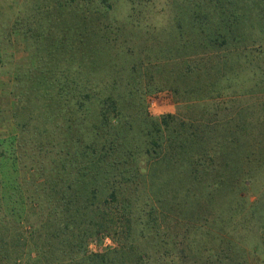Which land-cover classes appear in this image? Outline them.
Here are the masks:
<instances>
[{
  "label": "trees",
  "instance_id": "1",
  "mask_svg": "<svg viewBox=\"0 0 264 264\" xmlns=\"http://www.w3.org/2000/svg\"><path fill=\"white\" fill-rule=\"evenodd\" d=\"M93 1L94 10L87 6L91 0L56 4L58 59L43 61L39 69L43 75L34 86L28 85V98L21 96L18 103L15 117L24 147V175L8 195L0 179V206L17 203L24 193L23 199L33 204L38 219L30 232L27 255L19 243L24 240L27 245V241L14 233L13 222L0 213V264H138L136 259L144 257L141 250L126 242L132 232L131 219L148 234L143 239L154 246L144 264L159 263L158 220L154 232L141 228L143 217L148 214L156 222L159 209L162 216L164 209L174 210V193L183 186L211 188L223 181L224 167H231L234 138L220 136L218 128L205 127L203 118L153 117L138 86L101 78L110 68L101 58L109 41L106 8L110 3ZM187 1L192 19L196 18L190 20L193 35L220 39V46L240 41L245 36L241 27L247 21L264 20V8L257 12V5L247 0ZM177 120L175 129L171 124ZM140 191L154 204L147 210L142 206L141 217L132 216L137 207L126 201H138ZM185 205L186 201L179 204L181 209ZM117 213L121 220L114 219ZM109 231L125 233L121 246L88 253L87 240Z\"/></svg>",
  "mask_w": 264,
  "mask_h": 264
},
{
  "label": "rangeland",
  "instance_id": "2",
  "mask_svg": "<svg viewBox=\"0 0 264 264\" xmlns=\"http://www.w3.org/2000/svg\"><path fill=\"white\" fill-rule=\"evenodd\" d=\"M247 1L257 5V12L264 8L263 0L257 4ZM58 2L0 0V179L6 195L24 175V147L15 117L18 103L21 96L28 98V85L34 86L43 75L39 71L43 61L53 56L57 61L59 56L60 25L54 23ZM109 3L108 13L103 11L109 41L101 58L110 68L105 69L109 76L101 78L138 86L153 117L203 118L205 127L218 128L220 136L236 142L231 167L222 170L220 184L205 190L198 184L183 186L174 193V210L164 209V216L161 209L159 216L154 211L156 222L148 214L143 217L141 228L157 232L158 220L161 231L155 239L161 261L155 264H264V20L247 21L241 27L244 40L220 46V39L202 40L193 35L187 0ZM88 5L95 9L93 0ZM211 29L216 30L215 26ZM171 125L176 129L178 120ZM23 197L0 206V213L13 222L14 233L27 241V245L24 240L19 243L28 255L30 232L38 217L33 204ZM185 201L181 209L179 204ZM126 202L137 207L132 216L139 217L142 206L147 210L154 204L141 191L138 201ZM113 217L121 220L118 213ZM131 224L133 232L137 226L132 219ZM132 232L128 234L131 241L126 242L141 250L143 261L136 260L144 264L154 246L143 239L148 234L141 229ZM124 238L125 233L113 231L95 235L87 240L86 250L96 253L118 248Z\"/></svg>",
  "mask_w": 264,
  "mask_h": 264
}]
</instances>
